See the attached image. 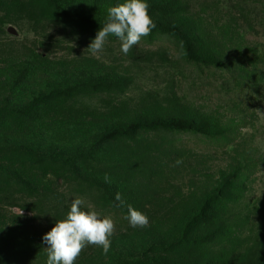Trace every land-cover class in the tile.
I'll list each match as a JSON object with an SVG mask.
<instances>
[{"label":"rangeland","instance_id":"obj_1","mask_svg":"<svg viewBox=\"0 0 264 264\" xmlns=\"http://www.w3.org/2000/svg\"><path fill=\"white\" fill-rule=\"evenodd\" d=\"M191 2L194 7L198 4L196 15L207 19L223 51L224 69L194 65L169 36L160 34L150 42L141 39L143 43L133 46L127 56L120 51L119 38L107 37L104 51L93 56L87 48L95 31H65L43 15L10 6L0 12V22L7 18L14 22L1 27L0 61L36 51L75 74L102 75L109 90L93 85L77 97V105L68 109L76 116L101 113L133 120L147 113L159 118L189 113L197 119V126L216 132L209 137L167 128L141 131L142 136H158L142 151L153 156L141 166L139 182L144 190L140 202L158 212L174 210L163 222L162 234L167 237L162 240L170 245L176 237L169 235V228L181 222L196 202H202L215 182L230 177L226 193L204 200L206 205L189 218L193 228L202 225L205 239L195 242V250L186 255L177 254L176 249L173 257L181 264H264V44L246 37L249 22H264V0ZM259 88L262 95L256 94ZM174 145L189 149L174 154L168 149ZM177 160L182 163L177 165ZM59 182L65 195L59 207L24 213L34 220L45 248L43 236L55 226L56 218H66L77 197L85 201V210L91 204L115 224L126 220L123 212L103 208L98 196L81 194L64 180ZM11 211L17 214L19 210ZM46 250L39 254L45 263Z\"/></svg>","mask_w":264,"mask_h":264},{"label":"trees","instance_id":"obj_2","mask_svg":"<svg viewBox=\"0 0 264 264\" xmlns=\"http://www.w3.org/2000/svg\"><path fill=\"white\" fill-rule=\"evenodd\" d=\"M123 2L0 0V12L4 7H16L22 12L43 15L65 31H95L96 37L104 26L108 9ZM146 2L155 27L143 41L146 38L150 42L159 34L167 35L194 65L225 68L223 51L209 30L207 19L196 15L198 4L194 7L191 0ZM7 19L0 22L1 32L2 26L14 23ZM248 25L246 37L263 45L264 22L253 20ZM108 37L117 38L111 34ZM32 52L16 60L0 61V264H47L39 256L46 248L38 237L35 222L24 213L59 207L65 198L59 188L62 180L81 194L98 196L103 208L127 215V205H131L149 218L145 228H132L127 220L115 224L109 252L105 255L102 248L89 245L76 264H181L173 257L174 251L179 249L177 254L186 255L195 250V242L205 239L202 225L193 228L189 218L206 205L204 200L221 198L232 180L225 177L215 182L202 198V205L199 200L184 212L183 220L169 228V235L176 240L167 245L162 240L167 235L162 231L164 221L174 210L158 212L140 202L144 190L139 182L141 166L153 156L142 151L147 144L155 142L158 134L140 133L167 128L214 137L216 132L197 126V119L189 113L161 118L147 113L133 120L101 113L95 117L71 114L68 109L77 105V97L87 94L93 85L102 91L109 90L108 81L102 75L95 78L75 74L60 63ZM257 91L256 94L262 95V89ZM188 147L174 145L168 149L179 154ZM117 193L125 201L124 207L118 206ZM13 209L23 210V216H17Z\"/></svg>","mask_w":264,"mask_h":264},{"label":"clouds","instance_id":"obj_3","mask_svg":"<svg viewBox=\"0 0 264 264\" xmlns=\"http://www.w3.org/2000/svg\"><path fill=\"white\" fill-rule=\"evenodd\" d=\"M146 0H125V2L108 9L104 26L87 50L93 56L104 51L107 37L111 34L121 41L120 51L127 56L133 46L138 45L143 37L148 36L155 27L148 12ZM182 160H177L179 165ZM106 181L108 177H105ZM115 199L119 207L125 206L120 193ZM85 201L75 198L70 205L66 218L56 221L55 226L43 236L48 245L47 264H75L85 247L91 245L102 248L106 255L111 248V237L115 234L116 225L111 216H101L91 204L85 210ZM17 216H23V210ZM132 228H145L149 225L148 216L127 205V215L124 217Z\"/></svg>","mask_w":264,"mask_h":264}]
</instances>
